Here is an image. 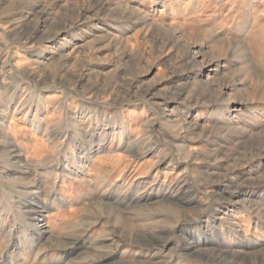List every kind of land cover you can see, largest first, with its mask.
Masks as SVG:
<instances>
[{
    "label": "rangeland",
    "instance_id": "1",
    "mask_svg": "<svg viewBox=\"0 0 264 264\" xmlns=\"http://www.w3.org/2000/svg\"><path fill=\"white\" fill-rule=\"evenodd\" d=\"M0 143V264H264V0H0Z\"/></svg>",
    "mask_w": 264,
    "mask_h": 264
},
{
    "label": "bare ground",
    "instance_id": "2",
    "mask_svg": "<svg viewBox=\"0 0 264 264\" xmlns=\"http://www.w3.org/2000/svg\"><path fill=\"white\" fill-rule=\"evenodd\" d=\"M5 65V64H4ZM228 115H229V113H227L225 116H227L228 117ZM223 117V118H227V117ZM1 144V143H0ZM3 145V144H2ZM135 152V151H134ZM17 158V160H16V162L18 163V164H21L22 162H23V160H24V155H23V150L21 149V148H17L16 150H15V154L14 155H12L11 157H10V161L12 160V159H16ZM80 168V167H79ZM39 220H43V218H41V219H39ZM38 226H40V225H36V224H34V229L36 228V230L38 229Z\"/></svg>",
    "mask_w": 264,
    "mask_h": 264
},
{
    "label": "crops",
    "instance_id": "3",
    "mask_svg": "<svg viewBox=\"0 0 264 264\" xmlns=\"http://www.w3.org/2000/svg\"><path fill=\"white\" fill-rule=\"evenodd\" d=\"M12 13H13V12H12ZM40 102H41V101H39V99H38L37 102H34V106L36 107L37 104H40ZM54 110H55V108H54Z\"/></svg>",
    "mask_w": 264,
    "mask_h": 264
}]
</instances>
